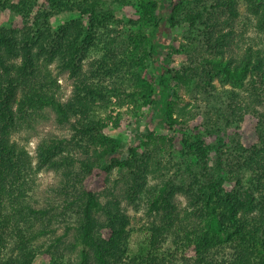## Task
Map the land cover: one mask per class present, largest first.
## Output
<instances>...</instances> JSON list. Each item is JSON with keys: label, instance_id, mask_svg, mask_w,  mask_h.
<instances>
[{"label": "trees", "instance_id": "obj_1", "mask_svg": "<svg viewBox=\"0 0 264 264\" xmlns=\"http://www.w3.org/2000/svg\"><path fill=\"white\" fill-rule=\"evenodd\" d=\"M109 1L0 0L1 9H12L23 17L18 26L0 24V68L4 71L0 75V183L9 180L15 213L27 224V230L19 228L22 240L30 239L26 232L32 238L39 234L33 218L50 215L52 207H34L28 199L26 179L21 173L23 170L29 174L30 169L21 161L25 159L26 162V158L10 137L28 122L29 117L30 120L34 115L44 117L45 109L50 107L56 112L58 122L72 123L75 136L87 139V144H98L91 155L80 161L79 169L74 167L73 154L62 155V139H44L39 145L42 164L55 169L63 167L67 178L74 176L73 181L67 182L62 189L67 194H74L73 199L68 200L67 208L74 203L78 207V210L74 208L78 218L74 225L76 241L73 246L79 247V256L70 264H172L179 256L177 251L182 252L181 264H191L192 260L196 264H264V236L258 234L259 225L248 226V219L240 215L241 210L254 208V194L246 189L248 198L243 199L242 191L227 187L222 162L224 151L217 152L207 181L186 187L171 177H164L159 183L151 184L149 174L155 169H151L149 159L141 160L140 145L128 144L123 137L109 132V121L120 126V114L95 116V98H105V94L111 92L118 97L119 107L127 105L134 111H142L135 112L134 118L139 126L143 125L138 131L145 148L159 146L165 150L164 146L169 144L176 151L210 160L211 151L218 146L205 145L203 133L197 132L186 118L181 117L178 88L188 87L203 72L210 79L218 78L221 84L233 88L252 84L253 102L238 103L234 113L245 118L251 109L259 111L256 104L264 102L260 101V97H264V47L258 42V37L264 35V0H247L254 17L248 16L251 27L248 22L249 25L243 24L240 30H237L236 21L240 13L237 0L222 1L230 9L231 15L226 19L230 29L212 34L213 51L202 56L197 68L172 64L173 45L163 34L179 23L176 18L182 10V0H114L138 3L134 20L137 29L130 32V44L119 54L115 53L116 37H110L107 30L110 20L122 21V18L107 7ZM218 4L221 5V1L218 0ZM164 10L170 12L168 16ZM68 11L77 12L80 18L54 29L50 25L51 18ZM200 17L198 13H190L187 18L193 24ZM249 29L255 33L249 37L253 43L246 38ZM156 35H159L158 39ZM98 43L105 46V51L104 58L97 60V64L96 60L93 62L98 67L95 75L99 78L103 73L106 78L117 76L114 86L96 81L94 75L83 69L85 52ZM19 57L22 59L20 64L11 62ZM42 59L47 63L59 59L61 67L69 69L75 78L74 93L67 101H63L55 89L48 65L40 63ZM100 69L101 73L98 72ZM19 89L22 94L18 97ZM230 92L238 96L235 89ZM261 117L264 125V115ZM156 128L163 132L157 133ZM76 144L88 152L87 145H82L79 140ZM240 159L254 176L264 178V130L257 144L240 146ZM115 167L131 171L130 183L122 194L116 193V188L110 185ZM232 173L236 175L234 171ZM2 192L0 185V197ZM145 192L150 212L161 213L166 222L150 228L152 247L146 255H132L129 253L130 216L123 199H133ZM178 192L189 198V208L184 211L176 202ZM258 223L262 224L263 220ZM67 228L70 229L69 224ZM171 232L175 235L176 251H169L167 256L160 254L166 235ZM3 239L0 233V243ZM56 241L50 243V250L59 248ZM35 252L24 246L16 257L5 258L0 252V264H33ZM42 252L47 254L49 250ZM59 254L57 257L52 255V264H64L65 258Z\"/></svg>", "mask_w": 264, "mask_h": 264}, {"label": "rangeland", "instance_id": "obj_2", "mask_svg": "<svg viewBox=\"0 0 264 264\" xmlns=\"http://www.w3.org/2000/svg\"><path fill=\"white\" fill-rule=\"evenodd\" d=\"M42 3L45 0H39ZM183 6L176 20L179 23L176 26L170 27L168 32H163L167 35L172 42L173 48L170 55V61L177 67L190 65L197 68L203 55L212 52L213 50V37L212 34H218L221 30L227 31L230 26L226 22L231 15L229 6L218 0H182ZM239 15L236 17L237 30L243 27V24L251 23L249 17L251 15L248 8L247 0H237ZM111 10L122 18V21L109 22L111 36H115L114 47L117 52H123L130 44V32L136 31L137 26L134 20L137 18L138 3L133 2H119L110 0L108 6ZM165 15H169L168 10H164ZM190 13H198L201 15L198 21L191 24L189 18ZM253 16V15H251ZM254 17V16H253ZM80 18L77 12H63L51 18L50 25L54 29L65 25L72 19ZM23 17L13 11L12 9L0 8V24L5 27L18 26L22 24ZM86 24L88 20H84ZM169 24V23H168ZM248 24V25H249ZM251 27V24L249 25ZM248 27V26H247ZM106 34V32H105ZM162 34V33H161ZM253 30L246 31V38L254 35ZM263 34L258 37V42L264 47ZM105 40H107V36ZM159 35H156V39ZM262 39V40H261ZM109 40V39H108ZM252 43L254 40H250ZM255 45V43H254ZM98 43L90 51L85 52L83 58V69L90 74L94 75L96 81H103L110 86H114V81L118 79L117 76L106 78L104 73L99 78L95 75L97 72V65L93 62L104 58L105 46ZM176 49H179L177 51ZM167 53V50H165ZM16 64L22 62L21 57L11 60ZM45 62L48 65V70L53 77L54 87L63 101H67L72 97L75 87V78L72 77L69 69H64L60 65V60L55 59L47 63L46 59H42L40 63ZM153 67V65L151 64ZM102 72V69L98 72ZM3 68H0V75L3 74ZM114 75V74H113ZM199 79V80H198ZM188 87H179L180 93V106L182 108V118H186L191 127H195L196 131H200L205 145L212 143L217 144L218 149L211 151L210 160L201 159L198 156L182 153L171 148L169 144L165 150L156 147L145 148L141 144L139 131L143 129V125H138L134 118L135 112L141 113L140 109L135 111L130 109L127 105L119 107L117 104L118 97L107 92L105 98L97 96L96 101V117H105L107 114L113 116L119 115L118 121L113 123L109 121V132L112 135L123 137L128 144L140 145V156L143 160L149 159L151 169L155 171L150 172L149 181L151 184L159 183L161 179L172 178L177 184H185L188 187L195 182L207 181L210 178L211 167L215 165L216 158L219 153L222 154L223 171L227 174L226 185L229 189L235 188L240 193L243 199L248 198L245 190H249L254 194V208L250 211L241 210L240 215L248 219V226L256 227L259 225L258 234L264 236V178L254 176L242 164L240 159V146H252L258 143L261 137V132L264 130L262 117L264 115V102L263 104H256L259 111L251 112L242 118L234 113L237 110V104H249L253 102V94L251 92L252 84H248L244 88H233L231 85H223L218 78L210 79L206 72L200 74ZM212 82V83H210ZM235 89L238 96L231 94L230 90ZM18 97L22 94L21 90H17ZM260 101H264V97H260ZM245 112V110H243ZM46 115L39 117L34 115L28 122L18 130L14 131L10 137L11 141L18 144L19 149L22 151V157L26 158L21 160L28 165L30 173L22 170L21 175L26 179L25 188L29 193L28 198L34 207H52L51 214L33 218L36 223V231L38 235L34 238L31 237L29 232L26 236L30 237L28 241L22 240L19 228L22 227L27 230V224L24 223L19 215L15 213L14 204L11 203L13 198L10 193L11 184L8 179L0 183L3 186L0 203V233L4 237L0 243V252L5 258H12L19 255L21 248H33L36 250L33 264H52V255L57 257L64 256V264H70L79 256V247L73 246L75 240V228L78 214L77 204H73L67 208L68 200L73 199L74 194H67L62 190L67 182L73 181L74 176L67 178L63 172L64 168L55 169L49 165L42 164L39 157V145L44 139H53L59 141L62 139L60 150L62 155L71 153L74 155V167L80 168V161L91 155L98 144L90 142L87 144V139H82L75 136V129L71 122L60 123L57 120L56 112L47 107L45 109ZM37 119V120H36ZM32 125V126H31ZM156 132L160 133L163 130L157 129ZM81 141L82 145H87L88 152L80 146H77L76 141ZM152 149V150H151ZM60 153V151H59ZM61 154V153H60ZM59 157V156H58ZM149 157V158H148ZM62 158V157H60ZM140 162V160H139ZM162 165L158 168L159 165ZM166 166V167H165ZM73 167V169H74ZM17 173V169L14 170ZM235 172L234 175L232 172ZM131 171L127 168L115 167L111 173L110 185L116 188V193L122 194L127 190L130 183ZM26 176V177H25ZM114 188V189H115ZM71 189V186H69ZM16 192V191H15ZM72 193V192H71ZM147 192L142 195H137L133 199H123V205L126 207L130 216L129 228L131 230L129 253L134 254H147L151 249V233L150 228L154 224H163L166 219L161 213L150 212L149 205L146 198ZM176 202L181 211L186 207L189 208V198L183 192L176 194ZM75 208V209H74ZM66 211V212H64ZM262 219L263 223L259 224L258 221ZM18 222V223H17ZM70 225V229L67 225ZM41 232V234H40ZM167 239L163 243L160 254L167 256L169 251L175 252V235L169 233ZM59 238V241L56 239ZM56 241L59 248L50 250V243ZM48 249L49 252L43 253L42 251ZM58 252H55L57 251ZM51 251H54L51 253ZM179 252L177 260L172 264L182 263V252ZM191 264H196L192 260Z\"/></svg>", "mask_w": 264, "mask_h": 264}]
</instances>
